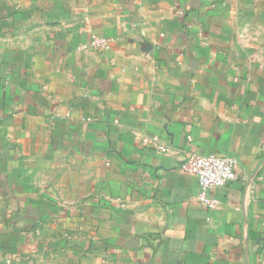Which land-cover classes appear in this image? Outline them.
I'll use <instances>...</instances> for the list:
<instances>
[{"label":"crops","instance_id":"obj_1","mask_svg":"<svg viewBox=\"0 0 264 264\" xmlns=\"http://www.w3.org/2000/svg\"><path fill=\"white\" fill-rule=\"evenodd\" d=\"M0 264H264V0H0Z\"/></svg>","mask_w":264,"mask_h":264},{"label":"built area","instance_id":"obj_2","mask_svg":"<svg viewBox=\"0 0 264 264\" xmlns=\"http://www.w3.org/2000/svg\"><path fill=\"white\" fill-rule=\"evenodd\" d=\"M111 47V40L105 37H95L89 43L78 46L80 52L105 51ZM147 145L166 153L158 137L145 140ZM238 161L231 157L217 155H190L180 166L182 172L197 178L201 190L200 203L212 210L219 208L220 202L208 197V192L227 186L238 179Z\"/></svg>","mask_w":264,"mask_h":264}]
</instances>
